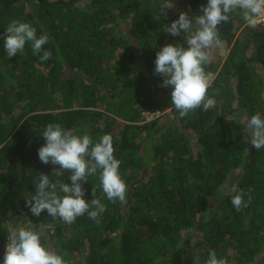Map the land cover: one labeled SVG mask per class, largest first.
Instances as JSON below:
<instances>
[{
    "label": "trees",
    "instance_id": "obj_1",
    "mask_svg": "<svg viewBox=\"0 0 264 264\" xmlns=\"http://www.w3.org/2000/svg\"><path fill=\"white\" fill-rule=\"evenodd\" d=\"M207 2L0 0V264L9 231L20 227L43 229L41 243L65 264H204L212 250L227 264H264V148L250 144L241 124L264 118V25L250 28L236 11L218 26L228 54L204 65L214 75L207 111L181 118L172 87L154 72L163 46L187 47L183 32L164 29L181 12L202 14ZM13 19L48 36L50 59L30 43L8 58L4 32ZM49 123L93 143L113 138L126 201H108L99 173L89 176L84 198L95 187L106 205L98 223L87 213L71 224L46 210L35 216L26 204L41 173L71 184L70 171L57 177L59 166L39 160ZM227 183L245 201L251 194L247 207L235 209Z\"/></svg>",
    "mask_w": 264,
    "mask_h": 264
},
{
    "label": "clouds",
    "instance_id": "obj_2",
    "mask_svg": "<svg viewBox=\"0 0 264 264\" xmlns=\"http://www.w3.org/2000/svg\"><path fill=\"white\" fill-rule=\"evenodd\" d=\"M236 11L241 13L250 28L264 22V0H208L200 9L202 14L190 17L186 12H181L178 19L164 29L172 36L183 32L187 43V47L171 43L163 46L156 53L154 69L156 74L163 77L160 86L172 87L171 103L181 118L196 109L207 111L215 106V100L207 94L211 74L205 72L204 65L211 62L212 49L222 44L218 26L226 23L229 14ZM47 42V35L37 37L33 26L17 19H13L4 32V49L8 58L17 53L22 54L26 43H30L34 55L42 53L39 55L40 60H48L52 52L43 49ZM241 124L249 132L250 144L256 150L264 148V118L257 113L250 119L241 121ZM41 135L46 143L38 149L39 160L44 164L59 166L53 173L57 177L70 171L71 184L57 185L48 175L39 174L35 181L36 192L31 197L26 196V204L33 215L39 216L46 210L49 216L59 217L63 222L71 224L77 217L87 213L90 219L98 223V217L106 210V205L96 198L95 187L92 189L93 199L86 200L82 187V182L97 173L108 201H126L127 186L119 173L120 161L114 156L113 138L110 134H103L98 142L93 143L87 134L76 135L71 130H64L58 123H49ZM231 191L234 193L231 203L237 211L248 206L252 198L250 193L245 201L243 190H238L234 185ZM43 235V229L39 232L25 227L11 229L3 264H65L61 255L41 243ZM194 264H200L198 257ZM204 264L227 262L218 259L216 252L212 250Z\"/></svg>",
    "mask_w": 264,
    "mask_h": 264
},
{
    "label": "rangeland",
    "instance_id": "obj_3",
    "mask_svg": "<svg viewBox=\"0 0 264 264\" xmlns=\"http://www.w3.org/2000/svg\"><path fill=\"white\" fill-rule=\"evenodd\" d=\"M211 54H212V61L219 60V58H221L220 63H222L223 60L225 59V57L228 54V50L225 47L220 46V47H217V48H213ZM213 77H214V75H211V79ZM167 110H165V111H167ZM146 117H147L148 120L151 119V115L148 114V113H146ZM243 120H245V119H243ZM234 176H233V178L235 179L236 175H234ZM231 188H232V186L229 183H227L225 185V192L230 191Z\"/></svg>",
    "mask_w": 264,
    "mask_h": 264
},
{
    "label": "built area",
    "instance_id": "obj_4",
    "mask_svg": "<svg viewBox=\"0 0 264 264\" xmlns=\"http://www.w3.org/2000/svg\"><path fill=\"white\" fill-rule=\"evenodd\" d=\"M260 24L264 25V22H262V23H260ZM148 114L151 115V118L154 116V113H148Z\"/></svg>",
    "mask_w": 264,
    "mask_h": 264
}]
</instances>
